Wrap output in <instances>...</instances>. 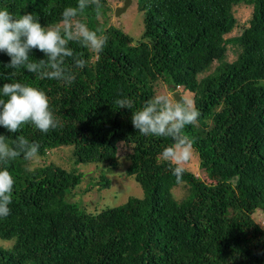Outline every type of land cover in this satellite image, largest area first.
I'll use <instances>...</instances> for the list:
<instances>
[{"label":"trees","instance_id":"trees-1","mask_svg":"<svg viewBox=\"0 0 264 264\" xmlns=\"http://www.w3.org/2000/svg\"><path fill=\"white\" fill-rule=\"evenodd\" d=\"M101 3L99 17L89 8L78 19L107 36V45L97 56L70 42L88 61L71 87L7 69L10 58L0 53V87L40 88L64 125L47 134L30 125L17 134L0 126V135L9 144L15 135L39 143L41 157L73 148L71 168L31 167L23 156L7 166L15 184L11 215L0 219V264H264V227L254 218L258 210L264 214V0H139L144 29L137 41L109 22L111 6ZM76 4L0 0V9L17 18L32 13L42 26L55 27ZM240 4L252 12L241 33L230 36L240 26L234 13ZM229 49L236 55L231 60ZM30 56L46 58L36 49ZM161 84L180 97L188 92L201 114L185 131L203 176L186 168L182 199L173 192L180 184L159 159L173 141L143 136L131 123L132 112ZM125 97L133 109L115 104ZM81 164L123 166L143 196L89 211L71 200L86 178ZM96 182L106 188L111 178L103 171ZM91 188L92 182L85 191Z\"/></svg>","mask_w":264,"mask_h":264},{"label":"clouds","instance_id":"clouds-1","mask_svg":"<svg viewBox=\"0 0 264 264\" xmlns=\"http://www.w3.org/2000/svg\"><path fill=\"white\" fill-rule=\"evenodd\" d=\"M91 8L97 17L102 14L101 0H77L75 7H66L55 27L42 26L36 16L25 13L18 18L6 8L0 9V53L6 54L10 62L7 69H25L40 81L55 80L71 87L77 70L85 68L88 61L69 47L75 42L99 55L104 51L108 38L98 34L78 19L81 13ZM36 49L45 59L33 60L30 53ZM71 63H68V60ZM15 71L10 76H15ZM178 93V92H175ZM179 94V93H178ZM133 100L119 98L115 104L119 109H133ZM200 112L193 99L171 98L157 94L132 112L131 123L141 135L169 138L173 143L159 153L161 162L167 163L175 182H183V175L194 155V140L185 129L198 123ZM30 125L41 133L63 128L62 121L50 107L49 97L38 87L21 82L4 83L0 87V126L17 134L22 126ZM0 135V219L11 215L15 180L8 170L10 162L23 156L26 161L38 159L40 144L29 142L23 135H15L12 144Z\"/></svg>","mask_w":264,"mask_h":264},{"label":"rangeland","instance_id":"rangeland-1","mask_svg":"<svg viewBox=\"0 0 264 264\" xmlns=\"http://www.w3.org/2000/svg\"><path fill=\"white\" fill-rule=\"evenodd\" d=\"M111 10V20L109 22L123 28L134 40H139L144 29L143 25V13L138 8L139 0H131L130 5L126 10L122 11L120 15L116 14V7L122 6L125 0H108ZM252 12V7L246 4L237 5L234 9V13L240 23V26L237 27L230 36L240 34L242 28L247 25V21ZM104 18H101L103 21ZM236 55L232 49L228 50L227 59L231 60L235 58ZM166 84H161L158 87V94H166L169 97L175 99V91L171 92L167 90ZM183 97L192 98L188 92H181ZM72 147L63 146L57 148L50 152L47 157L39 156L38 159L31 161V167L40 166L54 162L56 164L62 165L65 168H71L73 166L72 160ZM129 151L128 148H120V154L127 155ZM188 170L193 171L199 176H203L202 167L200 165V158L198 154L194 151L193 158L191 162L185 166ZM79 170H83L86 173V178H84L81 189L77 192L74 197H71V200L80 201L89 211H97L106 206H118L125 203L131 196L142 197L143 189L141 185L135 180L133 176L125 175L124 167H119L117 170L108 169L107 165L96 166L94 164L79 165ZM105 172L107 177L111 178V184L109 187L101 188V186L96 182L100 180V173ZM93 177V181L91 178ZM92 182V188L85 191L88 188L89 184ZM174 195L177 199H182L187 194V187L183 184L175 187ZM255 220L264 227V214L261 210H258L254 214Z\"/></svg>","mask_w":264,"mask_h":264},{"label":"water","instance_id":"water-1","mask_svg":"<svg viewBox=\"0 0 264 264\" xmlns=\"http://www.w3.org/2000/svg\"><path fill=\"white\" fill-rule=\"evenodd\" d=\"M131 0H125L124 4L122 6L116 7V14L120 15V13L127 9V7L130 5ZM180 96L178 93H175V97L178 98Z\"/></svg>","mask_w":264,"mask_h":264}]
</instances>
